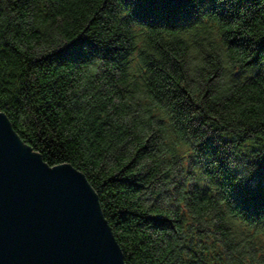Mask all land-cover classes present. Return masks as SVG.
<instances>
[{
  "label": "trees",
  "instance_id": "1",
  "mask_svg": "<svg viewBox=\"0 0 264 264\" xmlns=\"http://www.w3.org/2000/svg\"><path fill=\"white\" fill-rule=\"evenodd\" d=\"M0 111L126 264H264V0H0Z\"/></svg>",
  "mask_w": 264,
  "mask_h": 264
},
{
  "label": "water",
  "instance_id": "2",
  "mask_svg": "<svg viewBox=\"0 0 264 264\" xmlns=\"http://www.w3.org/2000/svg\"><path fill=\"white\" fill-rule=\"evenodd\" d=\"M0 264H126L86 176L44 162L2 111Z\"/></svg>",
  "mask_w": 264,
  "mask_h": 264
}]
</instances>
